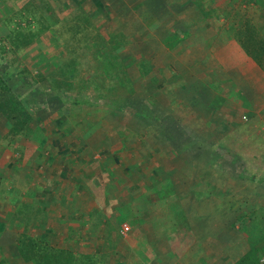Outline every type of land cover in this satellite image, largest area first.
Returning a JSON list of instances; mask_svg holds the SVG:
<instances>
[{
	"label": "rangeland",
	"instance_id": "374dc122",
	"mask_svg": "<svg viewBox=\"0 0 264 264\" xmlns=\"http://www.w3.org/2000/svg\"><path fill=\"white\" fill-rule=\"evenodd\" d=\"M25 1L0 0V71L40 120L46 142L40 148L21 137L12 142L6 119L0 115V259L7 257L6 264H23L18 261L16 247L19 226L11 223V212H37L43 205H50L49 215L46 213L42 221L31 223L30 232L43 233L54 246L88 253L98 264H116L118 260L120 264H202L201 259L206 260V256H213L214 261L206 260L203 264H217V256L222 263L229 264L248 245L245 233L239 229L241 219L236 217L264 205V180L259 179L262 174L250 179L255 173L251 164L239 163L241 168L233 174L235 178L230 176L227 167L233 152L226 150L223 161L212 148L216 138L211 131L218 133L223 122L238 125L245 119L247 110L241 96L231 92L235 89L230 87L232 80L253 103L248 112L254 117L248 122L259 134L257 140L249 129L248 135H243L244 144H249L250 149L258 146L253 142H262L264 146V74L257 72L262 70L258 65L256 68L248 58L240 56L237 41L217 40L226 39L219 31L229 28L224 25L229 21L225 19L220 27L210 18L218 11L216 5L230 7L233 3L236 8L238 4L243 11L244 7L250 9L249 0H198L205 16L195 7L197 0H69L70 6L66 0H54L59 4V19L65 20L64 16L71 12L81 15L86 11L94 24L91 31L106 36L104 45L96 43L89 52L79 50L83 64L77 78L97 76L94 52L96 48L111 49L109 34L123 32L128 39L116 51L131 64L127 71L136 93L121 107L109 110L106 122L88 131L81 129L79 109L70 101L63 102L49 81L37 82L30 74L21 72L24 65H29L33 72L38 70V43L26 55L12 51L3 19L9 12L17 13ZM232 12L236 20L241 18L238 19L237 9ZM198 17L203 19L200 25ZM176 29L180 30L181 40L169 46L165 38L170 39ZM49 36L52 33L43 34L40 46L51 43ZM59 50H42L44 56L53 51L50 57L46 55L47 67L42 68L50 69L51 58ZM231 50H236L238 57L230 60L241 64L228 67L223 57ZM142 61L146 62L143 66ZM85 92L93 102L106 104L104 99L95 98L92 88ZM61 95L69 97L70 93L65 91ZM221 96L228 99L218 111H210L207 104ZM129 129L138 136H130L123 147L118 133ZM171 146L179 147L181 162L172 160ZM164 157L174 163L175 170L166 168L164 163L168 162ZM148 160L154 164H147ZM129 164L136 168L129 171ZM192 168L211 171L202 178L209 179L213 190L230 186L224 200H216L214 194L197 199L191 190L201 185L196 186L200 179L196 175L198 170L194 173ZM154 173L158 176L149 182ZM164 177H170L180 195L185 196L182 203L187 219L180 227L175 222L177 216L176 220L168 218L173 216L169 210L173 196L162 201L155 191L159 187L161 190L158 182ZM92 181L93 185L86 189L80 186V182ZM72 206L80 211L77 216L69 215ZM94 210L98 214L94 217L100 220L96 228L94 223L98 222L93 221L92 225L89 218ZM81 225L83 228L79 229ZM126 225L130 230L124 234ZM178 240L185 242L183 246L189 244L188 256L173 254Z\"/></svg>",
	"mask_w": 264,
	"mask_h": 264
},
{
	"label": "trees",
	"instance_id": "16d2710c",
	"mask_svg": "<svg viewBox=\"0 0 264 264\" xmlns=\"http://www.w3.org/2000/svg\"><path fill=\"white\" fill-rule=\"evenodd\" d=\"M53 1L54 0H27L17 13L12 15L11 12H9L10 15H6L5 19H3L8 26V34L6 35L7 43L11 45L12 51L19 55H26V53L38 43V55L40 57L38 62L41 63L38 65L39 67L37 66L38 70L33 72L29 65H24L21 72L30 74L37 82L40 80L49 81L63 102L70 101L75 109H79L78 114H81V129L88 131L91 127L93 128L99 123L106 122L110 114L109 110L121 107V104L125 103L136 93V87L127 71L130 63H127L126 56L121 57L118 51H116L120 46H124L128 42V39L123 32L109 34L110 40L112 41L111 49L102 51L100 48H96L94 52L98 60V63L94 66L95 71L98 72L97 76L91 74L88 78H77L80 72L79 66L83 64V60L80 54H78L79 50L89 52V49L95 46L96 43L104 45L106 36L100 35L99 33L95 35V32L91 31V27L93 28L94 24L92 23L91 15L86 13V11H83L81 15L71 12L69 15L64 16L65 20L59 19L57 15L59 4ZM66 1V4L70 6L68 3L69 0ZM249 2V4L259 9L260 17L259 15H252L249 10L247 11V15H241L240 19L238 14L239 20H235L234 23L229 25V31L248 57L264 71V23H262L264 20V0H249ZM72 16H75V18L71 20L70 18ZM179 31L180 30L176 29L170 39H167V42L165 41L169 46H173L181 40ZM44 33H52V36H49L51 38V43L47 46L45 43L40 46V39ZM61 41L63 42L62 45L60 43ZM98 46L101 47V45ZM49 47L61 48V50L57 51V55L51 56V60L53 59L52 66L46 71L42 68V65L47 67V56L50 57L53 51H50L44 56L42 50ZM145 63V61H142L141 65H145ZM34 68L33 66V69ZM229 81L231 83L230 87L235 88L231 92L241 96L244 109L247 110V112L245 119L241 117V119L244 120L240 123L241 125H237V122L233 121L229 123L223 122V124H220L219 128L221 129L218 133L215 132V134H213L211 131L212 137L214 135L216 138L212 144V148L217 155L221 156L223 161L226 159L224 155L226 150L229 153H234H232V162L227 167L231 172L230 174H232L230 176L233 178H235L233 174H236L240 170L241 165L251 164L255 168V173L250 175V179L255 180L258 177L257 174H262L259 179L264 180V146H262V142H253V145L258 144V146L250 149L249 144L248 146L244 144L243 139V135H248L250 129L253 133V137L259 140V134L253 131L257 130V128L253 127V124L250 125L248 122V120L254 117L252 116L253 114L249 116L248 112L253 103L232 80ZM211 86L214 87L215 84ZM90 88L94 91L95 98L104 99L106 104L100 103L97 100L93 102L91 96L87 95V92H85ZM217 89L220 91L222 90L219 88ZM65 91L70 93L69 97H63L61 95V93ZM233 93H231L229 97L233 95ZM119 94L124 95L119 97ZM227 99L228 97L221 96L213 99V101L211 99V102L206 104L209 110L214 112L218 111ZM102 112H105V114H102ZM0 115L6 119L7 134L11 137L12 142H16L18 138L21 137L32 141L38 148L42 147L46 142L45 130L41 122H39L40 120L38 121V119L34 117L25 100L16 93L13 86L4 78L1 71ZM248 116L249 118L246 119ZM221 119L224 120L223 118ZM208 124L211 126L212 121ZM127 132L125 133L121 130L118 133L122 138L123 147H126V143L130 136H138V133L133 130L130 131L129 129ZM63 134H67V132H63ZM247 137L249 142H251L250 136ZM261 141H263V137ZM177 146H171L169 152L171 153L172 160L177 159L181 162V151L177 150L179 148ZM149 156H151V154ZM149 159H151V157H149ZM163 159L170 163H164L166 166L170 165L168 168L172 167L173 170H175L176 167L172 164V161L165 157ZM222 160L221 162L224 164ZM150 162L151 160H148L147 164H154H150ZM239 163H241V165H239ZM144 164H146L145 160ZM126 168L132 171L136 167L135 164H129ZM192 170L194 173L198 170V174L196 173V175L200 179L198 183H196V186H201L191 190L197 199L208 198L214 194L218 199L224 200L222 197L226 196L225 193L230 186L225 185L222 189L213 190V185L209 179L202 178L203 175L211 174L208 168H201V170H199V168H192ZM220 175L225 176V174L223 175L222 173ZM157 176V173H154L153 177L149 176V182L154 181ZM230 176L225 177L229 178ZM158 183L161 184V190L159 187L155 188V191H157L162 201L167 199V197L173 196L172 202L169 203V210L173 216H168V218L176 220L174 217L177 216V220L175 221L178 222L179 226L177 227L182 226L187 219V211L182 203L185 196L180 195L176 185L170 177L159 179ZM91 185H93V181L85 184L80 182V186L85 187V189L86 186ZM169 192L171 194L168 196ZM92 196L95 197L94 195ZM44 201L46 202L48 200L45 198ZM99 202L102 201L99 200ZM70 211V216H77L80 213L74 206L71 207ZM49 212L50 205H43L37 212L30 211L22 213L19 210L11 212V223H15L19 226V237H17L16 241L18 261H23V264H98L95 257L88 253H77L70 248L54 246L47 241L46 235L43 233L34 234L30 232L29 228L31 223L42 221L46 213L47 216L49 215ZM95 213L97 214V211L93 212L89 218L92 221V225L93 221L98 222L97 224L94 223V227L96 228V226H99L100 220L97 219L98 216L94 217ZM236 219H241L243 227L239 226V229L242 228L241 231L245 233L248 245L246 252L229 264H264V205L250 211L248 214L242 213L237 216ZM235 220L232 221L233 226L235 225ZM82 228L81 225L79 229ZM72 232L77 234V232L73 230V227ZM5 258L7 257L0 259V264H6L8 258ZM120 263V260H118V262L116 261V264Z\"/></svg>",
	"mask_w": 264,
	"mask_h": 264
},
{
	"label": "crops",
	"instance_id": "0c3cea01",
	"mask_svg": "<svg viewBox=\"0 0 264 264\" xmlns=\"http://www.w3.org/2000/svg\"><path fill=\"white\" fill-rule=\"evenodd\" d=\"M197 3H198V0H197ZM194 3L195 4V7H197V10H199V11H201V13L205 16V14H204V12L201 10V5H200V3ZM248 3H250V2H248ZM234 6V4L232 3V5L230 6V7H225V6H221V5H216L215 6V8L218 10V11H214L215 13H213V15L211 16V20L210 21H212L213 23H214V25L216 26V25H220V27H222V24H224V21H225V19L227 20V21H229V23H225L224 25H230L231 23H234L235 22V20H236V14L234 13V12H232V10H235V9H237V13L239 14V16H241V15H247V11L249 10L250 11V13L252 14V15H254V16H258L259 15V17H260V14H259V9H257L256 7H254V5H250V9L249 8H246V7H244L243 8V11L242 10H240V7L241 6H238V4H236V8H234L233 7ZM246 8V9H245ZM253 8H256L255 10H253ZM253 10V11H252ZM206 14H210V13H206ZM203 16V17H204ZM205 19V18H204ZM213 19V20H212ZM206 20V19H205ZM201 21H203V19L202 18H200V17H198V25H200V22ZM262 23H264V20H263V22ZM221 29V28H220ZM219 32H221L223 35H221L220 34V36H224L226 39H224L223 37H222V39H217L218 41H220V42H225V41H227V42H234V41H236L235 39H234V37H233V35L231 34V32L229 31V28L227 27V29L225 28V30H224V28H223V30H220ZM185 33V32H184ZM169 38V36H167L166 38H165V41L167 40ZM169 40V39H168ZM167 40V41H168ZM216 40V39H215ZM214 40V41H215ZM166 41V42H167ZM178 44V43H177ZM233 47H234V49L236 48V50L238 51L239 49H238V46L237 45H235V43L233 44ZM236 50L235 51H233V50H231L228 54H224V57H223V59L225 60L224 62H226V63H224V65H226L227 64V66L228 67H231L233 64H241L240 62H232L231 60V58H233L234 59V57H235V55L237 56V54H234V52H236ZM240 53H241V55L240 56H242V58H248L251 62H252V64H255V66L257 65L251 58H249L248 57V55L244 52V50L241 48L240 49ZM238 57V56H237ZM231 59V60H230ZM220 64H222V63H220ZM256 68H257V66H256ZM260 70V69H259ZM257 70V72H263V74H264V71L263 70ZM261 79H262V76H260V75H258ZM258 80H259V78H258ZM246 95V94H245ZM243 118V117H242ZM167 164H170V163H167ZM172 164H174V163H172ZM168 166H170V165H167L166 167L168 168ZM53 186V185H52ZM215 196V195H214ZM215 198H216V200H217V196H215ZM221 198V197H220ZM221 200V199H220ZM76 207H77V204L75 205ZM78 208V207H77ZM183 233H184V231H183ZM179 242L181 241V240H178ZM185 244V242H180V243H178V244H176L175 245V249H176V251H173V254H175V255H177V256H183V255H187L188 254V252H189V250H188V246H189V244H186V246H183ZM245 249V250H244ZM246 250H247V245H244V247H243V250L240 252V253H237V254H235V257L233 258V259H231L230 260V262H233V261H235V260H237L240 256H242L243 254H244V252H246ZM188 251V252H187ZM187 252V253H186ZM190 253H191V251H190ZM189 253V254H190ZM211 255V254H210ZM188 256V255H187ZM191 256H192V254H191ZM184 257V256H183ZM190 257V256H189ZM213 257V256H212ZM212 257L210 258V259H207V256H206V260H208V263H213V261H214V258L212 259ZM204 258V257H203ZM219 259L220 258H218V256H217V260H218V263L217 264H228V262H226V263H222V262H224V261H221V259H220V261H219ZM206 260H203V259H201V262H202V264H203V262H205Z\"/></svg>",
	"mask_w": 264,
	"mask_h": 264
},
{
	"label": "built area",
	"instance_id": "2783aa9c",
	"mask_svg": "<svg viewBox=\"0 0 264 264\" xmlns=\"http://www.w3.org/2000/svg\"><path fill=\"white\" fill-rule=\"evenodd\" d=\"M129 230H130V226H129V225H126V226H124L122 232H123L124 234H127Z\"/></svg>",
	"mask_w": 264,
	"mask_h": 264
}]
</instances>
